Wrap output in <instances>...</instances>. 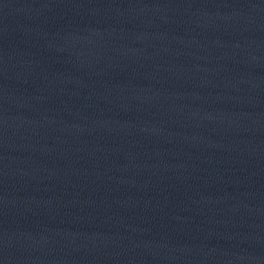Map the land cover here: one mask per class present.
<instances>
[{"label":"water","instance_id":"95a60500","mask_svg":"<svg viewBox=\"0 0 264 264\" xmlns=\"http://www.w3.org/2000/svg\"><path fill=\"white\" fill-rule=\"evenodd\" d=\"M193 0H0V43L43 36Z\"/></svg>","mask_w":264,"mask_h":264}]
</instances>
